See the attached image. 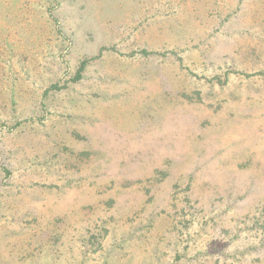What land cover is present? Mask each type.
Returning <instances> with one entry per match:
<instances>
[{
    "label": "rangeland",
    "instance_id": "rangeland-1",
    "mask_svg": "<svg viewBox=\"0 0 264 264\" xmlns=\"http://www.w3.org/2000/svg\"><path fill=\"white\" fill-rule=\"evenodd\" d=\"M0 264H264V0H0Z\"/></svg>",
    "mask_w": 264,
    "mask_h": 264
},
{
    "label": "trees",
    "instance_id": "trees-1",
    "mask_svg": "<svg viewBox=\"0 0 264 264\" xmlns=\"http://www.w3.org/2000/svg\"><path fill=\"white\" fill-rule=\"evenodd\" d=\"M84 64H85V62H84V63H82V67H81V68H83Z\"/></svg>",
    "mask_w": 264,
    "mask_h": 264
}]
</instances>
